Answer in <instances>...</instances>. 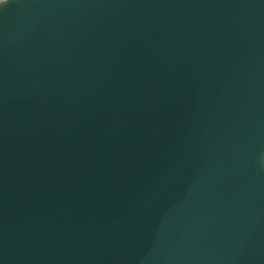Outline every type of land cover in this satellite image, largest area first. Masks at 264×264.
<instances>
[{
	"label": "water",
	"instance_id": "1",
	"mask_svg": "<svg viewBox=\"0 0 264 264\" xmlns=\"http://www.w3.org/2000/svg\"><path fill=\"white\" fill-rule=\"evenodd\" d=\"M0 264H264V0H1Z\"/></svg>",
	"mask_w": 264,
	"mask_h": 264
},
{
	"label": "rangeland",
	"instance_id": "2",
	"mask_svg": "<svg viewBox=\"0 0 264 264\" xmlns=\"http://www.w3.org/2000/svg\"><path fill=\"white\" fill-rule=\"evenodd\" d=\"M1 1V0H0Z\"/></svg>",
	"mask_w": 264,
	"mask_h": 264
}]
</instances>
